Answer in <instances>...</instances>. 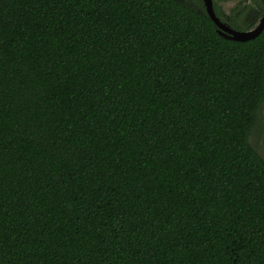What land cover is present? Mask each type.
<instances>
[{
  "label": "trees",
  "instance_id": "trees-1",
  "mask_svg": "<svg viewBox=\"0 0 264 264\" xmlns=\"http://www.w3.org/2000/svg\"><path fill=\"white\" fill-rule=\"evenodd\" d=\"M194 1L0 0V264H264V29Z\"/></svg>",
  "mask_w": 264,
  "mask_h": 264
},
{
  "label": "rangeland",
  "instance_id": "rangeland-1",
  "mask_svg": "<svg viewBox=\"0 0 264 264\" xmlns=\"http://www.w3.org/2000/svg\"><path fill=\"white\" fill-rule=\"evenodd\" d=\"M180 2L184 3L185 5H188L192 8H198L200 7L194 0H179ZM219 5H221L222 10V17L228 21L231 15H239L240 19L239 22L244 23H252L257 19V13L258 11L262 10L261 4L258 2V0L255 2L253 0H225L220 1L216 0ZM246 5H249L248 7ZM250 18V20H249ZM226 21V24L229 26L230 23ZM264 125L263 121L260 120L259 125L254 130L251 141L252 144L259 150L261 148L260 145V130L261 127ZM262 154H264V151L262 150Z\"/></svg>",
  "mask_w": 264,
  "mask_h": 264
},
{
  "label": "water",
  "instance_id": "water-1",
  "mask_svg": "<svg viewBox=\"0 0 264 264\" xmlns=\"http://www.w3.org/2000/svg\"><path fill=\"white\" fill-rule=\"evenodd\" d=\"M203 1H204L206 11L209 17L218 26V31L220 35L227 39H232L236 41L250 40L258 36L264 29V16L261 19L259 25L254 30L245 32V31H238L233 28H230V26L222 22L221 19L216 15V12L214 10L213 0H203Z\"/></svg>",
  "mask_w": 264,
  "mask_h": 264
},
{
  "label": "flooded vegetation",
  "instance_id": "flooded-vegetation-1",
  "mask_svg": "<svg viewBox=\"0 0 264 264\" xmlns=\"http://www.w3.org/2000/svg\"><path fill=\"white\" fill-rule=\"evenodd\" d=\"M258 2L261 4L262 10L258 11L257 19L255 21H253L252 23L244 22V25L247 24V23L249 24L248 25L249 28H250L249 31L254 30L259 25L261 19L264 16V1L263 0H258ZM246 6L248 7L249 5H246ZM249 20H250V18H249ZM230 28H232V27L230 26ZM260 116H261L260 120L263 121V123H264V103H263V106H262V111H261ZM260 136H261V138H260L261 148H259L258 151H259L260 155L264 158V154H262V150L264 151V125L261 127Z\"/></svg>",
  "mask_w": 264,
  "mask_h": 264
}]
</instances>
